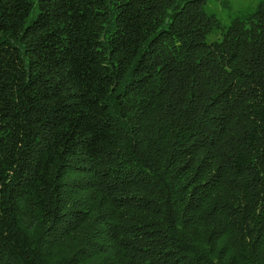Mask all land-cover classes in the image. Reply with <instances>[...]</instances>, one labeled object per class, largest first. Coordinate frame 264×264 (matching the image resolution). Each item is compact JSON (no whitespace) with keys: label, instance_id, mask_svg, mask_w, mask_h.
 Returning a JSON list of instances; mask_svg holds the SVG:
<instances>
[{"label":"trees","instance_id":"16d2710c","mask_svg":"<svg viewBox=\"0 0 264 264\" xmlns=\"http://www.w3.org/2000/svg\"><path fill=\"white\" fill-rule=\"evenodd\" d=\"M208 1L0 0V264H264V0Z\"/></svg>","mask_w":264,"mask_h":264},{"label":"rangeland","instance_id":"374dc122","mask_svg":"<svg viewBox=\"0 0 264 264\" xmlns=\"http://www.w3.org/2000/svg\"><path fill=\"white\" fill-rule=\"evenodd\" d=\"M258 0H226L229 7L224 8L218 4L215 0H209L207 4L208 11L215 13L224 24H226L230 18L239 16L254 8ZM217 37V34L209 36L210 40Z\"/></svg>","mask_w":264,"mask_h":264}]
</instances>
